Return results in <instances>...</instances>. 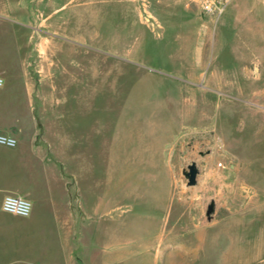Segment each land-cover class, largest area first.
I'll return each mask as SVG.
<instances>
[{"label": "rangeland", "instance_id": "rangeland-1", "mask_svg": "<svg viewBox=\"0 0 264 264\" xmlns=\"http://www.w3.org/2000/svg\"><path fill=\"white\" fill-rule=\"evenodd\" d=\"M7 60L17 85L22 72L61 90L30 114L91 170L98 259L264 264V0H232L218 19L186 0H0V71ZM23 104L1 91L0 127ZM33 250L50 256L36 236Z\"/></svg>", "mask_w": 264, "mask_h": 264}, {"label": "crops", "instance_id": "crops-1", "mask_svg": "<svg viewBox=\"0 0 264 264\" xmlns=\"http://www.w3.org/2000/svg\"><path fill=\"white\" fill-rule=\"evenodd\" d=\"M7 62L9 71H0V92L13 88L28 104H23L21 113H10L11 123L0 127V134L16 142L13 148L0 146V157L9 165L6 177L0 166V204L6 195L19 196L29 201L31 210L26 218H19L0 209V264H109L106 253L98 259L92 248L97 236V185L90 168L82 177L80 150L75 144L68 146L64 137L35 133L38 123L30 114L31 99L61 90L35 85L22 72L17 85L16 66ZM44 177L54 185H38ZM34 236L42 239L41 253L48 258L34 254ZM48 238L59 239L57 251L48 249Z\"/></svg>", "mask_w": 264, "mask_h": 264}, {"label": "built area", "instance_id": "built-area-1", "mask_svg": "<svg viewBox=\"0 0 264 264\" xmlns=\"http://www.w3.org/2000/svg\"><path fill=\"white\" fill-rule=\"evenodd\" d=\"M232 0H186V4L192 5L196 10L204 16L218 19L225 8ZM3 85V79L0 77V87ZM16 142L12 137L0 134V146L5 148H13ZM0 209L3 213L26 218L31 210L28 200L19 196L6 195L2 198Z\"/></svg>", "mask_w": 264, "mask_h": 264}, {"label": "water", "instance_id": "water-1", "mask_svg": "<svg viewBox=\"0 0 264 264\" xmlns=\"http://www.w3.org/2000/svg\"><path fill=\"white\" fill-rule=\"evenodd\" d=\"M181 176L185 180V186H192L195 183L197 176V168L193 162L185 166V169H181ZM213 211V203L210 202L205 209L204 215L207 221L210 220Z\"/></svg>", "mask_w": 264, "mask_h": 264}]
</instances>
